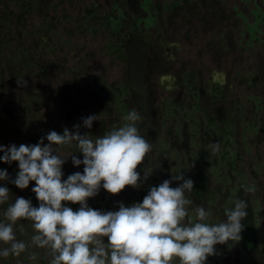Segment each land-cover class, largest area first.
Returning <instances> with one entry per match:
<instances>
[{
  "label": "rangeland",
  "instance_id": "obj_1",
  "mask_svg": "<svg viewBox=\"0 0 264 264\" xmlns=\"http://www.w3.org/2000/svg\"><path fill=\"white\" fill-rule=\"evenodd\" d=\"M80 1L87 0H78L72 8V0H65L63 12L74 18L80 14ZM150 3L160 26L158 37L165 34L164 38L172 42L167 54L174 58L171 65L161 62L145 76L141 71L136 81L133 66L123 67L117 59L123 57L120 52L108 53L106 34L100 28L96 35L66 28L57 31V37L52 33L29 59L34 67L31 73H25L27 68L23 66L13 68L11 79L7 74L10 85L19 84L18 106L5 128L0 127V134L3 131L7 140L14 138L17 147L21 143L35 145L41 138L46 145L48 132L63 134L64 128L72 132L77 125L81 135L98 137L125 123L123 117L135 110L140 116V134L152 144L136 169L140 186L126 187L117 195L101 187L87 201L88 207L108 212L117 211L121 203L125 207L141 203L151 187L165 180H172L171 187L179 186L183 181H175L173 172H181L193 181V190L186 193L192 201L190 211L204 207L211 212L210 222L226 219L224 208L231 206L230 201L247 204L244 220L249 223L250 236L244 231L238 243L216 245V254L208 257L206 264H264V0ZM154 37L151 29L147 38ZM144 54L146 58L152 56L148 49ZM146 66L141 67L149 68ZM124 72L126 94L120 87ZM251 72H255V78ZM211 73L222 84L221 97L217 98L220 102L215 107L206 102V94L212 93L205 84ZM25 78L28 85L33 84L32 98L20 108ZM110 86L121 92L106 89ZM186 88L193 97L186 94ZM163 101L179 105L164 106ZM89 115L98 118L91 129H86L82 120ZM73 150L74 145L60 147L57 154L67 158ZM73 155L83 158L75 151ZM62 172V180H66L73 173H82L83 165L74 167L69 157ZM144 174L150 175L144 179ZM34 186V182L29 183L30 191ZM26 191H21L23 196ZM33 196L32 204L36 202L37 207ZM66 206L73 211L79 208L78 204Z\"/></svg>",
  "mask_w": 264,
  "mask_h": 264
},
{
  "label": "clouds",
  "instance_id": "obj_2",
  "mask_svg": "<svg viewBox=\"0 0 264 264\" xmlns=\"http://www.w3.org/2000/svg\"><path fill=\"white\" fill-rule=\"evenodd\" d=\"M98 116L83 118L82 124L91 129ZM120 126L113 127L98 137L80 134V125L63 134L50 131L35 145H0V163L18 164L12 183L20 190L31 189L38 201L17 197L3 212L0 220V257L19 256L28 247L48 249L49 264H206L216 254V245L238 243L243 231L242 220L247 216V204L230 201L224 208L225 220L210 222L211 212L204 207L191 209L192 201L186 193L193 190V181L181 172L172 180L153 186L141 203L117 211L101 212L88 207L101 187L117 195L126 187L138 188L141 180L137 167L152 150V144L140 134V116L130 110ZM64 158L57 154L60 147L73 146ZM59 146V147H57ZM71 157L74 167L83 165L62 180V166ZM151 173V172H150ZM144 174V179L149 176ZM8 173L0 170V181H7ZM10 192L0 187V205L8 202ZM79 205L73 211L66 204ZM18 221H29L33 229L30 245L17 241L13 226ZM107 243H104V238ZM35 259V254H30Z\"/></svg>",
  "mask_w": 264,
  "mask_h": 264
},
{
  "label": "flooded vegetation",
  "instance_id": "obj_3",
  "mask_svg": "<svg viewBox=\"0 0 264 264\" xmlns=\"http://www.w3.org/2000/svg\"><path fill=\"white\" fill-rule=\"evenodd\" d=\"M77 1L72 0V8H76L75 4ZM64 3L65 0H0V109L3 110L0 116L1 128H5V123L8 122L11 118L10 115L18 106L19 84L10 85L6 80L7 74H10L11 79L13 73L15 74L13 68H22L23 66L27 68L25 73H31L34 67L32 62L29 63V59L34 57V52L38 48L44 47V44L47 43L46 40L52 33L57 37L58 32L66 28L76 29L80 34L92 32L93 35H96L98 34L97 30L100 28L106 34L104 43L108 48V53L118 50L123 57L117 59L123 62V67L126 65L133 66V78L134 74H136V81L140 80L142 73L145 76L147 70L151 71L150 69L155 66L159 68L162 63L171 65V62L174 61V58L167 57L168 51L172 47V42L164 38L166 37L165 34L161 38L158 37L160 26L153 17V7L150 0L80 1V14L76 13L74 18L63 12L65 9ZM151 29L155 31V37L149 39L147 34ZM147 49L152 53V56H148V58L144 54V50ZM134 60L136 62L131 63ZM141 66L149 68L142 69ZM141 71L143 72L141 73ZM254 73L251 72V77L253 78H255ZM125 75L126 72L123 74V82H120L123 94L127 93ZM14 77L17 80V75ZM25 81L27 83H24V85L26 84L24 100H21L23 102L19 104L20 108L21 104L23 105L24 102L26 103L32 98L30 95L33 84L31 86L28 85L26 78ZM205 84L209 86V90L212 92L206 94V102L208 106L215 107L216 103L220 102L217 98L221 97L222 84L216 81L212 73ZM109 88L112 91H116V93L121 92L119 89L113 88V86L106 87V89ZM226 90H229L228 86ZM193 93L196 95L195 91ZM186 94L189 97H193L189 88H186ZM171 104L179 105V102L166 101L164 104L163 101L162 103L164 106H170ZM158 111L161 110L159 109ZM216 111L214 114L217 118ZM208 120L211 119L208 118ZM208 123H213V121ZM8 133L12 136L14 135L10 131ZM0 137H2L0 145L5 148L14 145L13 141L15 139H5L6 136L3 131ZM17 165V163H0V170H6L8 173V180L0 181V187H6L10 192L8 202L0 206V220H3L4 210L10 203H14L17 197L29 199L31 203L34 201V196L29 186L24 189V192L27 191L26 195L23 196L22 190L19 191L12 183L19 170ZM35 204L37 203L35 202ZM35 204H32V206L36 207L34 206ZM13 228L17 241H23L26 245H30L33 234L31 223L29 221H18ZM4 247L6 245L0 244V249ZM30 254H35L36 258L30 259ZM50 259L51 256L48 249L30 246L19 256L0 257V264H49Z\"/></svg>",
  "mask_w": 264,
  "mask_h": 264
},
{
  "label": "trees",
  "instance_id": "obj_4",
  "mask_svg": "<svg viewBox=\"0 0 264 264\" xmlns=\"http://www.w3.org/2000/svg\"><path fill=\"white\" fill-rule=\"evenodd\" d=\"M246 212H247V208H246ZM245 222H246V219H245V220L243 219V220H242V224H243L244 228H243V231H242L241 234H242V236H243V232H244V231H247L248 233H247L246 235L249 234L248 236H250V227H249V223L246 225ZM243 240L245 241V238H243Z\"/></svg>",
  "mask_w": 264,
  "mask_h": 264
}]
</instances>
